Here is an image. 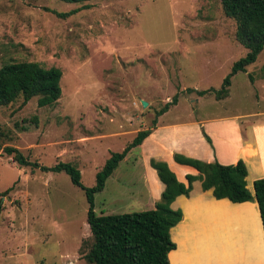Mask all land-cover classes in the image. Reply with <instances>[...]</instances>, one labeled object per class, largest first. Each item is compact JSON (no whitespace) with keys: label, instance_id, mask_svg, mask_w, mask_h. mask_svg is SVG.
<instances>
[{"label":"rangeland","instance_id":"1","mask_svg":"<svg viewBox=\"0 0 264 264\" xmlns=\"http://www.w3.org/2000/svg\"><path fill=\"white\" fill-rule=\"evenodd\" d=\"M72 10L65 18L52 13ZM234 29L219 0H0V66L34 62L61 72L53 106L19 98L0 107L2 147L45 167L69 163L80 184L91 188L109 155L149 128L176 95L156 124L179 126L185 141L195 142L199 121L206 120L205 131L223 135L214 138L216 150L229 153L223 139L238 137L226 136L235 135L233 124L264 122V47L244 72L231 76L226 98L184 90L220 87L246 53ZM215 119L227 122L215 126ZM149 144L131 149L93 195L96 215L153 209L159 186L150 175L148 160L157 155L145 152ZM259 148L264 157V141ZM242 154L255 157L256 145L247 143ZM173 164L168 168L180 175L182 167ZM249 174L251 191L260 174ZM177 202L184 215L172 231L173 264H251L250 254L264 250L254 207ZM87 208L83 191L63 173L20 168L0 152V264H86Z\"/></svg>","mask_w":264,"mask_h":264},{"label":"trees","instance_id":"2","mask_svg":"<svg viewBox=\"0 0 264 264\" xmlns=\"http://www.w3.org/2000/svg\"><path fill=\"white\" fill-rule=\"evenodd\" d=\"M58 1L85 3L89 0ZM219 3L224 17L234 23L235 41L246 50V53L232 63L229 73L222 79L217 90L195 91L188 88L184 90L186 94L193 92L197 96L211 94L215 100L227 97L231 76L238 72H244L264 47V0H219ZM76 11L72 10L62 14L52 13L58 18H65ZM60 77L59 69L55 67L43 68L34 62L3 64L0 66V107L13 103L19 98L22 100V104L35 98L36 107H51L60 97ZM176 100L177 96L174 95L170 102L165 103L161 109L155 112L149 128L137 131L120 152L109 155L95 173L94 185L91 188H84L80 184L79 171L69 163H56L52 167H45L29 161L12 147H2L0 131V152L11 157L18 167H28L42 173H63L72 185L83 191L88 205L85 220L90 238V244L84 254L86 264H168L167 254L175 247L171 241L173 240V229L170 235L171 240L169 230L178 224L182 217L180 210H172L170 204L178 196L186 198L194 181L199 182L202 192L210 190L211 196L215 200L226 199L233 203L228 202L232 206L239 207L244 206L239 203L255 202L264 238V178L252 182L251 194L246 189L244 180L246 169L241 160L233 165H221L216 161L205 163L173 154L172 161L175 164L188 166L197 172L196 176L186 174L184 176L185 183H182L176 179L164 161L150 158L148 166L155 172L158 181L163 186L153 209L119 215H96L94 213L93 195L102 191L106 179L116 169L119 162L155 129L156 118L161 116L170 105H174ZM200 133L211 148L209 137L202 129ZM155 185H158L157 181ZM256 217L258 221V216L256 215ZM175 251L169 253L170 264H173ZM250 258L251 264H264V250H254L250 254Z\"/></svg>","mask_w":264,"mask_h":264},{"label":"crops","instance_id":"3","mask_svg":"<svg viewBox=\"0 0 264 264\" xmlns=\"http://www.w3.org/2000/svg\"><path fill=\"white\" fill-rule=\"evenodd\" d=\"M230 121H233V120H230ZM205 122L207 121L206 120L199 121L200 123L199 128H201L203 132L210 138L211 148L201 138V134H198V138L196 139L195 142H187L185 141L184 138H189V137H186L188 135L185 132L181 131L179 126H171V127L162 126L161 127L158 124H156L155 129H153L152 132L142 141L140 146H144V144L149 142L150 144L148 145L147 151L145 152L157 155V157L153 155L152 159L157 160V161H164V162L166 161L168 162V166L170 162L172 161L173 154H179L184 157L196 159V160H199L205 163L216 161L217 163L221 165H233L238 160H241L246 169V177L244 179L245 183L247 180V176L250 175L249 174L250 170L254 174H260L259 176H256L254 178H258V179L264 178V157L259 148V141H264V122L245 123L244 125H239V126H236L235 124H233L235 126V129H234L235 135L227 134L226 136H238V137L236 139H230L229 142L227 141V139H223L225 144L228 145L229 147V153H222V152L220 153L216 150L217 148L215 145L216 139L214 140V138L215 136H223V135L218 134V132L209 133L207 132V130L205 131L204 130L205 127L202 126V124ZM210 122L213 123L215 126L217 125L221 126L223 123L225 124L227 121L223 119H215ZM240 136H245V140L241 139ZM250 142L256 145L257 155L255 157H247L242 154L243 147L247 143H250ZM165 144H169L171 146L173 145L172 150L171 149L166 150V147L164 146ZM177 166L182 167L181 169L182 172L180 173V175H176L177 173H174L173 170H171L170 168L169 169L174 173L176 179L179 182L185 183L184 176L186 174H190L193 176L197 175V172L188 166H183V165H177ZM150 169L151 168L149 167V170ZM150 175L152 179L154 177L157 179L154 171L151 172L150 170ZM156 181L158 182V185H159V193L156 196H154V198L158 200L159 194L163 190V186L158 181V179ZM246 189L248 190L247 185H246ZM250 193L252 194V190L250 191ZM179 199H183L184 201H187V202H195V201H200V200L201 201L209 200L210 202H214V203H217L220 200L229 202L226 199L215 200L211 196L210 190L202 192L200 190L199 182L194 181L191 184V190L188 193V196L186 198L183 196H178L170 204V208L172 210L178 209L181 212L182 217L178 224H180L183 221V215H184L183 208L177 202L179 201ZM230 204H233V203H230ZM234 205H238V204H234ZM239 205L254 206L256 215L258 216L260 233L262 235V241H263V246H264L263 232H262V227H261L256 203L255 202H252V203L244 202V203H239ZM178 224H176L173 228L169 230V235H171L172 229H175ZM169 237L171 240V236ZM171 241L174 243L175 247L173 250H171L167 254L168 264H170L169 253L174 252L176 249V243L173 240ZM238 264H246V263L241 262Z\"/></svg>","mask_w":264,"mask_h":264},{"label":"water","instance_id":"4","mask_svg":"<svg viewBox=\"0 0 264 264\" xmlns=\"http://www.w3.org/2000/svg\"><path fill=\"white\" fill-rule=\"evenodd\" d=\"M141 106L142 107H145L146 106V103L145 102H141Z\"/></svg>","mask_w":264,"mask_h":264}]
</instances>
